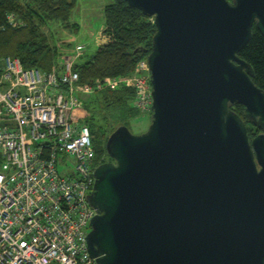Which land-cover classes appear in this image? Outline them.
I'll return each mask as SVG.
<instances>
[{
  "label": "water",
  "instance_id": "1",
  "mask_svg": "<svg viewBox=\"0 0 264 264\" xmlns=\"http://www.w3.org/2000/svg\"><path fill=\"white\" fill-rule=\"evenodd\" d=\"M152 18L147 129L118 126L87 195L97 264H264V90L239 56L264 0H117ZM243 106L261 132L250 138Z\"/></svg>",
  "mask_w": 264,
  "mask_h": 264
},
{
  "label": "built area",
  "instance_id": "2",
  "mask_svg": "<svg viewBox=\"0 0 264 264\" xmlns=\"http://www.w3.org/2000/svg\"><path fill=\"white\" fill-rule=\"evenodd\" d=\"M7 21L18 24L12 15ZM107 39L99 34L96 42ZM84 49L77 44L76 56ZM74 66L68 56L48 72L25 68L17 57L0 61V264H97L86 245L95 215L87 195L98 165L83 116L91 87L79 85ZM135 73L133 80L107 77L97 86H133L136 108L151 113L147 59ZM59 155L71 163L63 176Z\"/></svg>",
  "mask_w": 264,
  "mask_h": 264
},
{
  "label": "trees",
  "instance_id": "3",
  "mask_svg": "<svg viewBox=\"0 0 264 264\" xmlns=\"http://www.w3.org/2000/svg\"><path fill=\"white\" fill-rule=\"evenodd\" d=\"M75 3L76 0H0V61L5 56L17 57L25 68L50 71L60 53L49 43L43 27L51 21L66 23ZM103 14L108 39L88 61L74 66L79 84L94 85L95 80L128 76L151 51L156 30L151 18L117 0L106 4ZM9 15L18 22L15 27L8 24ZM239 56L250 64L254 84L264 90V37L255 24ZM95 91L99 124L96 126L93 117L85 123L92 134L95 162L100 164L111 160L105 150L108 136L120 125L129 129L130 122L142 114L135 105V91L128 85ZM84 102L88 103V99ZM232 110L246 121L250 138L261 132L246 120L242 105L235 104Z\"/></svg>",
  "mask_w": 264,
  "mask_h": 264
},
{
  "label": "rangeland",
  "instance_id": "4",
  "mask_svg": "<svg viewBox=\"0 0 264 264\" xmlns=\"http://www.w3.org/2000/svg\"><path fill=\"white\" fill-rule=\"evenodd\" d=\"M113 1L114 0H76L75 6L72 8L71 14L66 23H63L62 21H51L47 26L43 27L44 33L49 38V43L56 48L58 53H60V55L58 54L59 59L61 56H68V58L72 60L75 65H81L91 58L97 48L102 45L100 42V44H97V36L99 34H106L103 8L106 4H109ZM77 44H82L85 46L83 53H81L79 56H76L75 53V47ZM144 59H147V57ZM135 75L136 73L134 70V72L128 76H119L113 78H116L119 81L124 79L133 80L134 77H136ZM103 80H95L94 85L89 84L91 90L89 93L84 95V99H88V103L84 102L86 107L83 106L84 120H89L91 117H93L94 119L92 121L96 124V126L99 124V120L98 105L96 103L97 93L95 90L109 87L107 86V83L102 84L103 82L100 83V87L97 86V83ZM104 82H106V80ZM120 85L126 84L119 83L116 87ZM130 87L134 89L133 86ZM139 112L142 115L130 122L129 130L134 134L145 131L150 122V112ZM70 164V161H67L66 163L63 161L62 156L59 155L57 169L60 175L63 176L68 173L70 169L68 168V165Z\"/></svg>",
  "mask_w": 264,
  "mask_h": 264
},
{
  "label": "crops",
  "instance_id": "5",
  "mask_svg": "<svg viewBox=\"0 0 264 264\" xmlns=\"http://www.w3.org/2000/svg\"><path fill=\"white\" fill-rule=\"evenodd\" d=\"M98 44V43H97Z\"/></svg>",
  "mask_w": 264,
  "mask_h": 264
}]
</instances>
